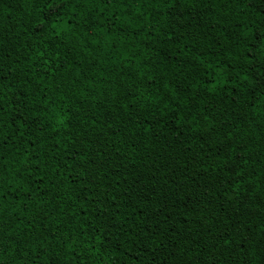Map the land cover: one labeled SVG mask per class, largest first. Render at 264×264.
Wrapping results in <instances>:
<instances>
[{
  "label": "trees",
  "instance_id": "obj_1",
  "mask_svg": "<svg viewBox=\"0 0 264 264\" xmlns=\"http://www.w3.org/2000/svg\"><path fill=\"white\" fill-rule=\"evenodd\" d=\"M0 264H264V0H0Z\"/></svg>",
  "mask_w": 264,
  "mask_h": 264
},
{
  "label": "snow or ice",
  "instance_id": "obj_2",
  "mask_svg": "<svg viewBox=\"0 0 264 264\" xmlns=\"http://www.w3.org/2000/svg\"><path fill=\"white\" fill-rule=\"evenodd\" d=\"M86 2H87V0H86Z\"/></svg>",
  "mask_w": 264,
  "mask_h": 264
}]
</instances>
